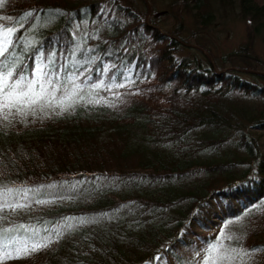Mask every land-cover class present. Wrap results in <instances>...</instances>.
<instances>
[{
  "label": "trees",
  "instance_id": "16d2710c",
  "mask_svg": "<svg viewBox=\"0 0 264 264\" xmlns=\"http://www.w3.org/2000/svg\"><path fill=\"white\" fill-rule=\"evenodd\" d=\"M216 5L264 40L258 0H171L167 12L154 0H5L0 26L15 32L0 64L29 78L48 65L83 99L0 115V186H43L31 200L54 201L0 213V229L16 230L0 237L9 245L30 235L20 225L52 237L0 264H205L219 229L238 221L251 229L225 244L230 255L264 264V61L246 43L220 57L190 45L197 35L180 15L203 31ZM116 137L123 156L139 154L138 170H104Z\"/></svg>",
  "mask_w": 264,
  "mask_h": 264
},
{
  "label": "snow or ice",
  "instance_id": "6c2138e0",
  "mask_svg": "<svg viewBox=\"0 0 264 264\" xmlns=\"http://www.w3.org/2000/svg\"><path fill=\"white\" fill-rule=\"evenodd\" d=\"M5 0H0V7H3ZM27 15H30L27 14ZM15 29L13 27L0 26V58L6 57L10 52V45L13 44V35ZM13 63L0 64V115L7 119L15 112L19 115H27L29 112L35 113L37 108L43 109L45 107H58L61 112L67 111L72 107L78 99H83L80 94L78 86L72 81L73 87L69 90L65 84L61 83L59 79H53L51 73L47 70L48 65H38L29 78L27 75L13 71ZM95 87L98 89L101 85L97 84ZM62 93L58 98L57 93ZM88 103H101L100 100L89 99ZM58 115L60 113H57ZM41 188H27L23 186L8 187L0 186V213L10 210L18 211L30 207L27 202L29 193L37 194ZM54 201L36 199L37 204H47ZM81 223L84 221L81 220ZM67 228H71V223H66ZM19 228L30 235L23 240H12L11 245L0 239V259L8 258H24L30 253H35L44 247L48 246L51 242V235L38 238L39 233L36 229H28L23 225ZM15 229H0V237L5 232H15ZM47 231V230H46ZM56 236L62 233L59 229H55ZM221 242L218 245H213V252L219 253L223 250L226 254L209 257L205 264H215V261H231L235 259L239 253L235 255L227 254V250L223 249L222 240L230 239L226 237L224 232H221ZM9 247L11 250L9 251ZM247 254V253H245Z\"/></svg>",
  "mask_w": 264,
  "mask_h": 264
},
{
  "label": "rangeland",
  "instance_id": "374dc122",
  "mask_svg": "<svg viewBox=\"0 0 264 264\" xmlns=\"http://www.w3.org/2000/svg\"><path fill=\"white\" fill-rule=\"evenodd\" d=\"M258 1H260L261 3H264V0H258ZM170 3H171V0H154V5L157 11L167 12L170 6ZM178 10L183 11L182 7L180 8V6ZM232 12L229 11V12L224 13L216 5L214 9L215 22L213 25H210L208 28H206L203 31H198L199 29H196L195 25L193 26L192 19L187 15V12L184 11L182 14H180L181 16H183L182 19L184 20V24L187 30L190 31L193 28V30L196 32V35H197V40L194 37H188L190 41V45H195L193 43L200 42L207 48L211 49L214 52V54L220 57V56L229 54L233 50L237 49L239 46L244 45L246 43L249 45L250 48L253 49L251 53L252 54L255 53L256 57L264 61V40H262L261 37H255V39H253L251 35V28H250V25L247 19H243L236 12H233V13ZM173 25H176V21H174L173 18H168L166 27L171 28ZM27 43L28 44L26 45V49H28V47L32 45L33 42L28 39ZM185 53L195 55V57L201 60L202 63H204L205 61L202 53L193 54V51L192 52L184 51L182 55H185ZM57 109H60V108H57ZM13 114H16V113L13 112ZM123 140L124 138L121 139L120 137H116L114 138V140L110 139L106 141L109 147L114 149V151L112 152V154H111V151L108 154V155H111L109 156L110 160L103 158L104 164L106 166L104 170H109V172L138 170L137 167L139 166V162H140V159L138 156L139 154L134 152L133 154L123 156L122 150H123V147L125 146V143L123 142ZM259 142L264 151V136ZM109 147L104 146V148L110 149ZM16 185L18 186L19 183H17ZM32 198L33 197L30 196L27 201H22V202L29 203L30 207L24 208L22 210H18L16 212L17 213L29 212L30 210L41 206V204H37L33 202L31 200ZM71 200L74 201L75 198H71ZM45 206L46 204L44 205V207ZM7 212L14 213L10 210H8ZM250 229H251V225H249V223L247 222L242 223L241 221H238V222L226 225L225 228L224 226H222L219 229V231L216 233V239L218 240V243L221 242V239H222L221 232L222 231L224 232L226 237L232 238L234 236L239 237V236L245 235L248 231H250ZM19 238L22 240L26 239L25 236H19ZM231 238L222 240L223 249L227 250V254L229 255L231 254V252L227 249L225 244L229 243ZM210 249L211 250L209 251V254L203 256L202 258L203 263H205V261L208 260L209 257L217 256L218 253L213 252V246ZM231 262H235L236 264H239L240 260L238 259V257H235V259H233V261L231 260Z\"/></svg>",
  "mask_w": 264,
  "mask_h": 264
},
{
  "label": "water",
  "instance_id": "95a60500",
  "mask_svg": "<svg viewBox=\"0 0 264 264\" xmlns=\"http://www.w3.org/2000/svg\"><path fill=\"white\" fill-rule=\"evenodd\" d=\"M150 13H151V8H150V6H149V4H148V15H150ZM261 75H264L263 73H260Z\"/></svg>",
  "mask_w": 264,
  "mask_h": 264
}]
</instances>
